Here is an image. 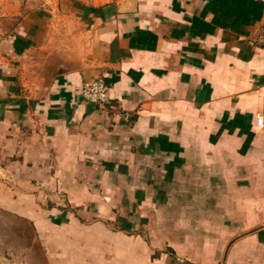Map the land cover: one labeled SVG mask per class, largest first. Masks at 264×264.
<instances>
[{"label": "crops", "instance_id": "obj_1", "mask_svg": "<svg viewBox=\"0 0 264 264\" xmlns=\"http://www.w3.org/2000/svg\"><path fill=\"white\" fill-rule=\"evenodd\" d=\"M263 29L264 0H0V264H264Z\"/></svg>", "mask_w": 264, "mask_h": 264}, {"label": "built area", "instance_id": "obj_2", "mask_svg": "<svg viewBox=\"0 0 264 264\" xmlns=\"http://www.w3.org/2000/svg\"><path fill=\"white\" fill-rule=\"evenodd\" d=\"M256 43L259 46L264 47V29L258 34L256 38ZM109 92L110 88L108 84L102 78H97L93 81L87 82L83 88V98L94 105L99 107H106L109 102ZM129 117L127 116L126 119ZM258 124L260 127L264 125L262 118L258 119Z\"/></svg>", "mask_w": 264, "mask_h": 264}, {"label": "rangeland", "instance_id": "obj_3", "mask_svg": "<svg viewBox=\"0 0 264 264\" xmlns=\"http://www.w3.org/2000/svg\"><path fill=\"white\" fill-rule=\"evenodd\" d=\"M50 1V0H40V2L44 5L45 2ZM90 3L97 4V5H102V4H107V3H115V2H125L128 0H86Z\"/></svg>", "mask_w": 264, "mask_h": 264}]
</instances>
